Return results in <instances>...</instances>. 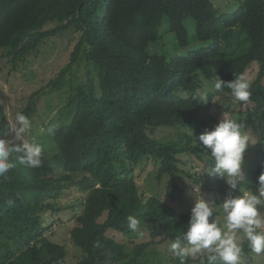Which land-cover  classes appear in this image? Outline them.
Returning <instances> with one entry per match:
<instances>
[{
    "label": "trees",
    "instance_id": "trees-1",
    "mask_svg": "<svg viewBox=\"0 0 264 264\" xmlns=\"http://www.w3.org/2000/svg\"><path fill=\"white\" fill-rule=\"evenodd\" d=\"M164 18L176 47L195 44L187 55L168 59L149 52ZM187 19L195 23L197 41H191ZM55 37L74 43L68 62L46 85L51 91L66 88L65 122L53 132L57 150L42 155L39 167L20 164L13 154L16 166L0 177V264H60L66 251L48 234L69 221L70 240L82 253L77 264H156L162 255L154 243L128 250L118 241L131 240L127 217H137V231L151 240L171 243L190 214L151 195L133 174L138 165H157L158 185L166 178L176 188L177 174L199 184L195 166L185 167L191 158L204 168L214 163L196 135L210 120L218 123L199 116L200 77L230 81L254 62L259 68L250 101L231 102L228 111L255 134L240 184L242 191H255L264 172V0H243L224 17L210 0H0V61L7 59L12 71ZM38 93L30 94L24 114ZM159 127L176 129L177 139L149 135ZM8 132L0 104V136ZM207 184L210 200L228 192L216 176ZM74 192L85 196L61 203ZM241 247L242 253L251 251L247 241Z\"/></svg>",
    "mask_w": 264,
    "mask_h": 264
},
{
    "label": "rangeland",
    "instance_id": "rangeland-1",
    "mask_svg": "<svg viewBox=\"0 0 264 264\" xmlns=\"http://www.w3.org/2000/svg\"><path fill=\"white\" fill-rule=\"evenodd\" d=\"M213 6L218 10L219 16L224 17L235 12L240 3L243 0H210ZM187 28L191 41H197L195 36V23L192 19H187L184 22ZM160 39L158 42L151 44L148 48L149 52L152 54L165 55L168 59L170 57H178L179 55L185 54L193 49L194 43L190 47L179 49L176 47V37L173 33L169 31V24L166 18H164L162 25L159 28ZM59 38V36H57ZM51 38L46 46L41 47V53L36 57L30 58L29 62L19 64L17 70L12 71L10 65H8L7 59H2L0 61V101H3L2 107L6 118L9 120H14L15 114L17 112L25 111L28 103V97L30 94L39 91L38 95L33 98L31 109L28 113V117L31 120V128L25 133V138L31 140L33 138L37 139L43 144L42 155L51 154L57 150V146L53 139V133L49 134L47 129L50 126H61L64 124V118L62 117L63 106L66 104L65 94L66 88L63 90L51 91L46 85L54 80L58 75L62 66L68 62L70 53L72 52L74 43L70 42L67 37H62L63 39ZM195 39V40H194ZM186 52V53H185ZM184 56V55H183ZM258 64L256 62L248 68L247 72L242 75L246 80L251 82L256 76L258 71ZM80 74V73H79ZM236 78V77H235ZM217 79L215 76L211 80H207L200 77V82L203 86L200 92L207 91L209 96V103L201 105L202 111H200L199 116L202 118L213 116L218 121L222 118V112H227L232 118L238 120V115L232 114L228 111V106L231 102H236L232 96L227 98V94H230V89H226V93L223 91L216 92L214 89V82ZM65 91V92H64ZM236 105V104H235ZM247 106H242L241 111L244 112ZM217 122L210 120L207 124V128L211 130ZM250 137V147L245 154V162L251 156L252 150L255 149L256 137L252 130H244ZM200 134V133H199ZM196 135V137L199 136ZM149 135L156 139H162L168 141L171 139H177L178 132L176 129H169L166 127H159L154 130L149 129ZM11 138V134L8 132L5 137ZM195 166L194 170L197 171L199 177V185L201 193L193 191V186L189 182V178L184 174H177L176 176V188H174L173 183L170 179L162 180L161 185L157 184L156 171L157 165H138L135 171V177L137 182L143 186L151 195H155L158 199L163 201L166 205L172 207L175 211L179 213H185L191 211L194 206L195 199L203 195L204 199L214 202V207L216 214H214L215 219L218 223H224V217L222 210L220 208V203L228 197L230 194L225 192L223 196H216L214 200H210L206 189H208L207 181H212L213 176L209 177L204 173V167L200 161L195 158H191L190 164L185 167V170H191ZM245 172V170H244ZM224 181V180H223ZM191 183V184H190ZM225 187L228 185L224 182ZM243 191L241 190V193ZM84 194H78L74 192L71 196L67 198H62V204H74L77 199L83 198ZM212 218H210L211 221ZM69 221L68 223H70ZM58 225L52 227L51 233L48 237L51 242L59 244L64 247L66 251V257L64 261L60 264H77L82 256L81 251L72 243L68 233L67 224ZM264 230V229H261ZM157 233L159 236H163V230L159 227L157 228ZM128 236V235H127ZM133 240H118L124 243L128 248L139 243H143L149 240H143L142 238H147V234L139 235L137 233L130 235ZM240 244L246 239L242 232L238 233ZM154 245H156L157 252H159L162 257L160 261L156 264H174L173 258L169 257L171 253L169 251L170 243L168 241L159 243L158 238L154 240ZM243 253L241 257L240 264H264V254H256L254 252ZM208 253H206L207 257ZM248 256H251L248 259ZM205 259H200L195 257L194 263L190 264H204Z\"/></svg>",
    "mask_w": 264,
    "mask_h": 264
},
{
    "label": "clouds",
    "instance_id": "clouds-1",
    "mask_svg": "<svg viewBox=\"0 0 264 264\" xmlns=\"http://www.w3.org/2000/svg\"><path fill=\"white\" fill-rule=\"evenodd\" d=\"M235 77L230 81H224L217 75L214 82L215 91L221 92L227 87L235 100L249 102L250 82L242 75ZM196 95L200 103H209L207 91L198 92ZM0 104H3V101H0ZM31 126V120L23 112H17L14 120L8 121L11 138L0 136V177L6 176L16 166L12 159L13 154H18L19 163L28 167L36 168L42 164L43 144L35 138L31 140L25 138V133ZM54 129V125L50 126L47 132L52 134ZM196 140L201 148L210 153L211 161L214 162L204 169L203 174L209 177L216 176L228 185L225 187L223 184V187L228 189L227 193L230 195L220 203L224 223H218L214 217L216 214L214 202L204 199L201 195L195 199L191 211L185 212L190 214L186 229L170 243L169 257L173 258L174 262L178 258L179 264H185L188 258H191L190 263H194L195 257L202 260L204 258V264H240L243 254L241 245L246 241L251 250L246 255L251 252L264 254V230H261L264 229V172L257 177L255 191L241 193L240 190V184L245 180V154L250 147L249 135L235 118L227 112H222V118L218 123L211 130L206 128ZM193 191L200 194V185L193 186ZM139 225L140 220L137 217L133 215L127 217V227L133 231L131 234H147L143 230L137 231ZM239 232L246 237L241 244ZM142 239L149 240L143 243H154L150 236ZM154 244L151 247L156 248ZM250 258L251 256H248V259ZM158 260L160 261V258Z\"/></svg>",
    "mask_w": 264,
    "mask_h": 264
}]
</instances>
